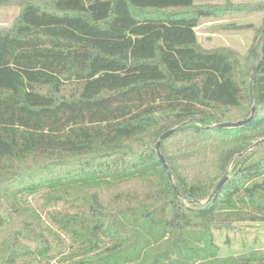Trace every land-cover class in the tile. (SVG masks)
Listing matches in <instances>:
<instances>
[{
  "label": "trees",
  "instance_id": "obj_1",
  "mask_svg": "<svg viewBox=\"0 0 264 264\" xmlns=\"http://www.w3.org/2000/svg\"><path fill=\"white\" fill-rule=\"evenodd\" d=\"M0 7L21 10L0 29V264H264V250L223 256L216 239L264 223V143L251 148L264 139V27L245 54L206 50L197 33L264 2ZM255 68L254 120L218 128L251 116ZM177 126L161 143L172 183L156 143Z\"/></svg>",
  "mask_w": 264,
  "mask_h": 264
},
{
  "label": "rangeland",
  "instance_id": "obj_2",
  "mask_svg": "<svg viewBox=\"0 0 264 264\" xmlns=\"http://www.w3.org/2000/svg\"><path fill=\"white\" fill-rule=\"evenodd\" d=\"M262 2L264 0H196L198 6L208 7L229 3L257 5ZM20 11L18 7H0V29L13 27ZM233 25L246 27L238 29L233 28ZM261 27H264V12L203 19L197 28L198 40L206 50L226 47L245 54L254 41L256 29ZM216 239L223 256L264 250V223H240L233 230L217 232Z\"/></svg>",
  "mask_w": 264,
  "mask_h": 264
},
{
  "label": "water",
  "instance_id": "obj_3",
  "mask_svg": "<svg viewBox=\"0 0 264 264\" xmlns=\"http://www.w3.org/2000/svg\"><path fill=\"white\" fill-rule=\"evenodd\" d=\"M262 53L264 54V44H263V49H262ZM255 71H256V68L254 69V72L252 74V80H251V99H252V114L251 116L246 119V120H242V121H238V122H226V123H221V124H218L217 127L218 128H241V127H244L246 125H249L251 124V122L254 120L255 118V114H256V104L254 102V93H253V79H254V74H255ZM180 128V126H177V127H174L168 131H166L165 133H163L158 142L156 143V152H157V155H158V158H159V161L161 163V165L163 166L165 172L167 173V176L169 178V180L173 183V176H172V173H171V170L169 168V165L164 157V155L162 154L161 152V143L167 139L168 137H170L172 134H174L178 129ZM264 143V139H261V140H258L256 141L252 146L251 148H254V147H257L258 145ZM250 148V149H251ZM244 154V153H243ZM241 154V155H243ZM228 180V175L226 174L222 180L218 183L216 189L213 191L212 195L210 196L208 202L210 200H212L214 198V196L217 194V192L219 191V189L222 188V186L225 184V182ZM173 187L175 189V192L177 193L178 196H181L179 191L176 189L175 185L173 184ZM182 201H184L182 199ZM201 203V202H200Z\"/></svg>",
  "mask_w": 264,
  "mask_h": 264
}]
</instances>
